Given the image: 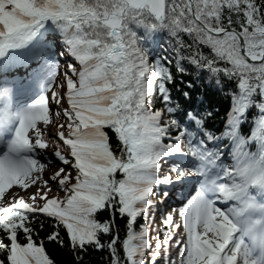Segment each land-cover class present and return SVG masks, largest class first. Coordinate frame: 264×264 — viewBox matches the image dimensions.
<instances>
[{"label":"snow or ice","instance_id":"obj_1","mask_svg":"<svg viewBox=\"0 0 264 264\" xmlns=\"http://www.w3.org/2000/svg\"><path fill=\"white\" fill-rule=\"evenodd\" d=\"M49 19L54 28H44ZM160 28L170 51L157 62L141 42ZM58 54L75 63L54 89ZM17 64L31 83L16 82L15 110L13 88H0V195L44 187L31 203L0 201V264H54L34 239L45 222V239L75 252L76 264L89 249L108 251L107 264H176L175 247L178 264H264V0H0V71ZM201 69L230 97L219 134L197 126L218 115L195 86ZM36 81L44 91L31 100ZM53 142L63 166L43 179ZM225 154L234 163L222 164ZM53 185L65 195H50Z\"/></svg>","mask_w":264,"mask_h":264},{"label":"trees","instance_id":"obj_2","mask_svg":"<svg viewBox=\"0 0 264 264\" xmlns=\"http://www.w3.org/2000/svg\"><path fill=\"white\" fill-rule=\"evenodd\" d=\"M134 30H136L140 36H145V31L143 29L136 28L135 25H132ZM60 34V32H59ZM182 38L187 41L188 43H191V39L188 37L187 34H182ZM142 47L146 50L148 53V57L150 60H154L159 62V59L163 56L169 55L170 51V35L167 29L160 28L155 31H149L147 38L142 40ZM201 49L205 53H210L211 49L207 46L201 45ZM78 66V65H77ZM179 65H177L178 67ZM185 66L189 69V72L194 73L196 69L192 66L187 64L185 62ZM173 72L176 71V68L172 69ZM184 79H192L197 80V77L195 74L193 76H185ZM227 84L229 87L235 90L236 88V81L231 80L227 81ZM199 90L200 94L204 95L206 99V103L210 106V110L212 108L218 110V115L216 116V119L213 120L212 117H208L206 121L207 129L214 131L216 133H220L224 130V121L223 118L225 116V113L229 110L230 107V97H226L223 95L222 90L215 84V79L212 80L208 79V73L207 70L201 69L199 74V80L195 85ZM254 111V110H253ZM250 125L245 123L241 125V131L244 133L248 132ZM110 133V139L115 140V136L112 135L111 130H109ZM225 144H228L229 141L227 139L224 140ZM250 150L256 151L257 145L255 143L250 145ZM64 193V192H62ZM38 202V201H37ZM117 221L120 224H123L124 222L117 217ZM143 223V219L139 218V222L136 224V228H139V224ZM156 223H160V218L157 216ZM45 228H39L37 227V236L34 237V239L39 242L43 240L45 242V249L47 254L49 255V258L54 261V264H76L77 262V254L75 252H72L68 247H62L58 243L54 241H47L45 238L51 229L47 226V222H45ZM2 235V233H0ZM61 236L67 239L66 236H64V233H61ZM121 239L124 238L125 232L121 230L120 232ZM2 258V257H0ZM170 260H174L172 256L169 255ZM85 264H107V260L110 259V254L108 251H100V250H93L89 249L88 254L83 256ZM176 264L178 263L177 260ZM163 264V262H161Z\"/></svg>","mask_w":264,"mask_h":264},{"label":"rangeland","instance_id":"obj_3","mask_svg":"<svg viewBox=\"0 0 264 264\" xmlns=\"http://www.w3.org/2000/svg\"><path fill=\"white\" fill-rule=\"evenodd\" d=\"M61 92H63L64 91V88H60L59 89ZM65 106L67 107V105L65 104ZM55 111H56V109H54L53 111H52V113H55ZM62 122V121H61ZM66 129V128H65ZM43 162H45V161H43ZM63 165L58 161V163L57 164H55V162H52V165H48L47 166V168H46V170H44V173L42 172L41 174H43V178L44 179H47L48 178V176H50L51 174H53V172L54 171H56V170H58L60 167H62ZM40 180H37V183L39 182ZM37 183L36 184H34L33 186L32 185H30L29 186V188L27 189V191H29V192H35L36 190H37V188L39 187L38 185H37ZM32 186V187H31ZM40 186L43 188L44 186H43V184L42 183H40ZM53 188H52V190H51V192H50V195H52V196H58V190L56 189V186L55 185H53L52 186ZM40 188V187H39ZM57 190V191H56ZM12 194H14V195H16V196H18V197H24V194H25V189L21 186V187H19V188H15L13 191H11V193L10 194H8L7 195V197H8V199L12 196ZM27 200V199H26ZM27 202H28V200H27ZM176 252V251H175Z\"/></svg>","mask_w":264,"mask_h":264},{"label":"water","instance_id":"obj_4","mask_svg":"<svg viewBox=\"0 0 264 264\" xmlns=\"http://www.w3.org/2000/svg\"><path fill=\"white\" fill-rule=\"evenodd\" d=\"M249 62H252V61H251V58H249ZM257 62H258V61H257Z\"/></svg>","mask_w":264,"mask_h":264}]
</instances>
